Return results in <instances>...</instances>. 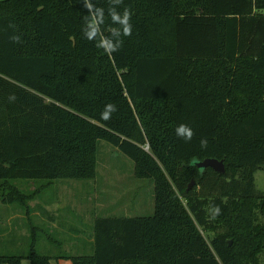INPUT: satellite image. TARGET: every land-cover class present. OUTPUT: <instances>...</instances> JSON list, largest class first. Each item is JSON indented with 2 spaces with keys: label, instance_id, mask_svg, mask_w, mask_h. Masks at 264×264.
Instances as JSON below:
<instances>
[{
  "label": "trees",
  "instance_id": "1",
  "mask_svg": "<svg viewBox=\"0 0 264 264\" xmlns=\"http://www.w3.org/2000/svg\"><path fill=\"white\" fill-rule=\"evenodd\" d=\"M93 3L105 9L101 28L110 35L114 5ZM115 7L131 12L133 30L109 56L83 37V0H0L1 202L26 208L54 180L94 179L98 140L131 158L134 175L154 188L152 215L95 217L92 254H40L31 226L29 264H259L264 0H123ZM106 103L117 111L104 121ZM180 123L192 127L191 141L176 136ZM205 158L223 160L224 172L193 164ZM16 179L47 183L26 194ZM213 202L222 212L210 220ZM21 261L0 254V264Z\"/></svg>",
  "mask_w": 264,
  "mask_h": 264
},
{
  "label": "rangeland",
  "instance_id": "2",
  "mask_svg": "<svg viewBox=\"0 0 264 264\" xmlns=\"http://www.w3.org/2000/svg\"><path fill=\"white\" fill-rule=\"evenodd\" d=\"M24 193L47 183L45 179L14 180ZM256 187L264 191V173L255 174ZM26 208L0 200V254L22 257L29 264L31 226L35 227V250L43 255L92 254V223L97 216H148L154 211V188L149 179L134 175V162L111 143L97 142L94 179L54 180L27 199ZM256 216L254 224L261 221ZM215 231L203 232L212 236ZM231 244V240H230ZM51 264H73L69 258ZM259 264H264L263 256Z\"/></svg>",
  "mask_w": 264,
  "mask_h": 264
},
{
  "label": "clouds",
  "instance_id": "3",
  "mask_svg": "<svg viewBox=\"0 0 264 264\" xmlns=\"http://www.w3.org/2000/svg\"><path fill=\"white\" fill-rule=\"evenodd\" d=\"M122 2L123 0H111L114 6L108 9V15L113 24L117 25V27L111 29L110 35H104L101 26L105 23V9L96 6L93 0H83L84 6L88 9V15L82 27L83 37L88 41H94L95 46L103 49L109 56L120 50L123 44L122 37L131 36L133 30V25L130 22L131 12L127 8L123 9L121 12L115 7V5H120ZM12 39L18 41L19 36H13ZM8 100L9 102H14L16 100L15 93L9 94ZM115 111H117L115 104L106 103L103 111L100 113V118L104 121L110 120ZM175 134L185 141H191L194 132L190 125L180 123L175 128ZM207 144V139L202 137L200 139L201 148H206ZM208 212L209 219L215 220L221 215L222 209L218 204L213 202Z\"/></svg>",
  "mask_w": 264,
  "mask_h": 264
},
{
  "label": "water",
  "instance_id": "4",
  "mask_svg": "<svg viewBox=\"0 0 264 264\" xmlns=\"http://www.w3.org/2000/svg\"><path fill=\"white\" fill-rule=\"evenodd\" d=\"M193 164L196 165L198 169H205L207 167L212 168L214 171L223 173L224 172V162L223 160H218L216 158H205L203 160H194ZM194 181L192 180L188 185L191 188Z\"/></svg>",
  "mask_w": 264,
  "mask_h": 264
}]
</instances>
